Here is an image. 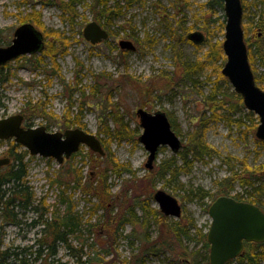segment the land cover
Segmentation results:
<instances>
[{"label": "rangeland", "instance_id": "374dc122", "mask_svg": "<svg viewBox=\"0 0 264 264\" xmlns=\"http://www.w3.org/2000/svg\"><path fill=\"white\" fill-rule=\"evenodd\" d=\"M45 1L48 0H0V47L10 44L14 30L23 23H31L42 32L44 46L51 43L58 45L53 32L68 42L66 53L57 58L56 74L46 55L42 59L46 65L40 67L35 64V60L26 58L16 62V58L0 68V119L22 114L24 125L44 126L49 132L79 128L100 141L104 154L100 155L81 145L74 157L71 156L62 164L41 156L25 157L28 184L36 200L44 198L48 207L44 217L53 218L54 214L60 215L65 209L58 202L60 191L65 185L61 188L56 184L51 185L52 179L58 177L64 182L70 181L71 169L74 167L81 169L85 178L89 174L95 178L97 171H105L112 185V193L118 194L126 184L133 191L129 193L139 195L140 201L147 204L149 210H159L153 194L160 189L175 197L182 207L179 218L165 217L161 221L158 215L150 213L146 228L141 223L126 224L123 237L118 240L117 253L120 259L132 260L135 255H140L145 264H206L208 252H204L198 233L207 234L211 223L208 206L218 194V181L230 173L227 165L221 162V157H234L232 168L238 172L243 167L241 161L249 168L263 171L264 145L257 143V126L254 129L248 127L252 123L247 116L249 111L243 105L233 112L225 111L228 119L210 118L206 123L205 140L219 151L220 157L205 161H191L188 158L187 170L181 171L175 180L167 182V176L159 177V165L163 160L174 157L177 165L181 166V150L174 154L169 147H160L153 168L146 169L144 164L148 154L138 141L142 128L136 110L144 108L150 112H166L182 143L198 128L200 120L210 116L203 96L210 92L211 83L217 78L216 72L212 73V67H206L193 80H184L182 85L177 70L174 84L165 87V75H174L175 71L171 46L176 40L179 41L178 49L188 62L201 59L209 48L207 44L197 48L190 41L180 39V35L189 28L191 30L187 33L195 30L204 32L199 28L203 22H197L193 15L200 16L199 4L207 0H145L143 5H129L125 0H109V5L116 4L120 13L110 17V21L103 26L109 32V39L94 46L84 39L82 29L89 21L95 20V13L83 5H76L77 17L70 23L57 5H47ZM33 10L39 11L41 26L22 21ZM223 14V11L217 12L220 21L225 18ZM108 15L107 12L101 15L102 22ZM178 21H181V28L173 33ZM208 26L212 28L214 24L209 22ZM223 36L224 28L215 32L211 40L213 43L221 41ZM120 40L131 41L136 50H125L123 55H119ZM42 52L35 56H40ZM256 67L258 73L264 72L262 66L256 64ZM218 84L227 99L235 93L229 82L219 79ZM39 103L44 104L46 115L40 114L41 110L36 106ZM238 118L242 121L240 129L231 122ZM75 120L78 121L77 125L70 123ZM122 128L127 129L126 136L121 133ZM12 143L13 140L0 143V158H9L7 151ZM23 150L20 145L16 148L17 152ZM80 152L85 155L84 160H80ZM110 158L117 163L128 164L136 171L135 179L127 184L126 180L130 179L128 174L118 176L111 173L113 164ZM198 188L211 196L204 199L190 197L189 190ZM240 190L236 187L230 194ZM66 195L70 196L75 210L83 215V220L97 221L101 211L95 215L89 213V208L97 202L96 198L77 189H67ZM135 213L137 217L143 218L141 209L135 208ZM36 217L37 213L29 211L22 217V225L0 227V249H21L38 239V227L28 226ZM175 226L186 228L189 238L172 239L170 231L166 229ZM85 229L82 231L83 237H87ZM147 237L149 243L144 241ZM94 240L100 241L96 234ZM87 242L90 243V239ZM72 243L77 245L74 241ZM151 244L153 247L146 254L143 249ZM88 250L92 252L93 249L84 248L85 253ZM56 258L73 264L62 247L57 249ZM8 262L12 263V259Z\"/></svg>", "mask_w": 264, "mask_h": 264}, {"label": "trees", "instance_id": "16d2710c", "mask_svg": "<svg viewBox=\"0 0 264 264\" xmlns=\"http://www.w3.org/2000/svg\"><path fill=\"white\" fill-rule=\"evenodd\" d=\"M125 1L129 5L133 3L143 5L145 0ZM44 3L47 5H57L56 7L62 11L63 16H66L67 21L70 23L77 17L76 5H83L85 9H90L95 13L94 19L101 26H106V23L110 21V17L120 13L119 7H116V4L109 5V0H48ZM241 5L243 11L242 28L249 64L253 71L256 85L264 90V72L258 73L256 67V64H258L264 68V0H241ZM199 7L201 9L200 16L196 14L193 16L197 22L200 20L203 22V25L199 28L204 30L206 38L203 44L195 46L199 48L207 44L209 48L205 51L201 59L195 62H188L183 56V53L178 49L179 41L176 40L171 46L175 71L173 73L174 75H165V87L174 84L177 70L181 75V85L184 80H193L194 76L202 72L206 67H212V73L216 72L217 78L212 81L209 89L210 92L203 96V103L206 104L210 111V116L206 120H200L198 128L189 134L182 144L181 166L177 165L174 157L163 160L159 165V177L164 178L167 176V182L175 180L181 171L187 170L186 166H189L188 158L191 161H205L214 157H220L219 151L205 140L206 123L210 118L228 119L224 114L225 111L233 112L243 105L241 97L236 93H233L227 99L218 84L219 79L228 82L220 73L225 62V56L222 51V40L214 43L211 40L212 35L215 32L222 31L225 25V18L220 21V16L217 15L218 11H223V0H207L199 4ZM252 9L253 11H251ZM106 12L109 15L105 17V22H102L100 17ZM40 17L39 11L33 10L28 15H25L22 21L32 22L37 26H41ZM209 22L214 24L212 28L208 26ZM178 28H181V21H178L177 28L173 30V33ZM190 30L191 28L186 29L185 34L180 35V39L185 40L188 34L187 32ZM52 34L58 45L52 43L46 44L40 56L36 57V54L30 55L29 57L20 56L15 61L18 62L19 60L28 58V60H35V64L40 67L46 65L42 63L43 55H46L50 58V64L54 69L53 73L56 74L55 71L58 72L57 58L60 54L66 53L68 42L57 32H53ZM118 51L119 55H123L125 52V50ZM217 62L220 63L216 65ZM2 67L0 66V68ZM209 76L207 80H209ZM36 106L41 110V115H46L43 109L44 104L39 103ZM247 116L252 123L248 127L254 129L258 125V118L256 116L254 117V113L252 112H248ZM231 122H234L237 128L240 129L242 124L240 118ZM70 123L77 125L78 121L75 120ZM66 124L69 125V122L66 121ZM121 133L126 136L128 134L127 129L122 128ZM3 142L0 140V143ZM257 143L264 145V141L257 140ZM17 147L19 145L13 141L12 147L7 151V157L10 158V162L0 167V227L8 224L16 226L22 225V217L27 212L32 211L37 213V217L28 226L38 227L39 238L34 240L31 245L22 247L21 249L19 247L13 250H10V248L6 250L0 249V264H68L67 261H61L56 258L59 247L64 248L66 255L72 260L73 264H131L133 262L135 264H145L144 258H140V255H135L132 260L120 259L117 253L118 240L123 237L126 224L136 225L137 223H141L143 228H146L150 213L154 216L158 215L162 221L165 216L159 210H149L147 204L140 201L139 195L129 193L132 190L126 184L121 187L118 194L112 193V185L109 183V176L105 171H97L95 178H92L90 174L85 178L82 175V170L74 167L71 169L72 177L70 181L64 182L58 177L51 180V185L56 184L59 188L65 185V188L60 191L58 201L59 204L65 206V209L60 215L54 214L53 218H45L44 214L48 211V207L44 203V198L37 201L34 192L28 184V167L27 162L24 160L28 156V152L26 150L17 152ZM79 156L80 160H84L85 155L83 153L80 152ZM72 157H74V154ZM110 160L113 164L111 173L118 176L128 174L130 179H127L126 183L132 182L135 179L136 171L128 164L117 163L112 158ZM234 160V157L227 155L221 157V162L227 165L230 173L218 181V194L216 197L219 195H229L238 201L252 203L264 212V179L262 177V171L249 168L241 161L243 167L238 172L232 168L231 162ZM236 187H239L241 190L235 192L233 195L230 194ZM67 189L81 190L85 195H90L91 198L93 196L97 199V202L93 203L89 208L90 215H95L101 211V215L97 221L91 222L90 219L83 220V215L75 210V205L70 196L66 195ZM189 193L191 194L190 197H196L198 199L211 196L207 191L201 190L200 188L194 191L190 189ZM36 201L38 202L37 204H35ZM86 201H90V199H86ZM135 208L142 210L143 218L137 217ZM84 227L87 231V237L82 236L84 234L82 232ZM166 230L170 231L169 234L172 235V239L179 240L180 237L185 239L189 238L186 233V228L182 226H175L173 229L167 228ZM95 234L96 238L98 237L100 241L94 240ZM198 234L199 239L203 242L204 252L207 254L209 244L206 241V234L200 232ZM89 239L90 243L87 242ZM72 241L76 242L77 245L74 246ZM144 241L149 243V238L147 237ZM85 247L93 249V253L89 252V250L85 253ZM152 247V244L149 246L146 245V249L143 250L147 254V251ZM9 259H12V263L8 262ZM206 264H209L208 255H206ZM226 264H264V242L245 243L242 253Z\"/></svg>", "mask_w": 264, "mask_h": 264}, {"label": "water", "instance_id": "95a60500", "mask_svg": "<svg viewBox=\"0 0 264 264\" xmlns=\"http://www.w3.org/2000/svg\"><path fill=\"white\" fill-rule=\"evenodd\" d=\"M223 12L225 25L222 51L225 62L221 74L228 80L233 91L241 97L243 106L258 117L255 137L264 141V91L256 85L249 64L242 28L241 0H223ZM82 34L91 45H97L109 37L108 31L95 20L89 21L83 27ZM205 38V34L200 30L186 35V39L194 45L204 43ZM118 46L126 51L136 49L129 40H120ZM43 49L42 32L31 23H23L14 30L11 43L0 47V66L19 56L40 53ZM136 115L142 128L138 141L148 154L144 166L151 170L160 147L167 146L176 154L182 147V141L173 131L166 112H149L138 108ZM22 122L21 114L1 118L0 140L13 139L26 149L29 155L51 158L58 164L78 152L81 145L100 155L104 154L100 141L79 128L49 132L44 126L24 128ZM9 162V158H0V167ZM262 177L264 178V170ZM153 200L164 216H181L180 203L164 190H156ZM208 215L211 218L206 234L209 264H226L242 253L245 243L264 242V212L252 203L238 201L228 195H219L210 204Z\"/></svg>", "mask_w": 264, "mask_h": 264}, {"label": "flooded vegetation", "instance_id": "af4514ba", "mask_svg": "<svg viewBox=\"0 0 264 264\" xmlns=\"http://www.w3.org/2000/svg\"><path fill=\"white\" fill-rule=\"evenodd\" d=\"M150 112V111H149ZM169 118V117H168ZM170 120V119H169ZM170 123H171V121H170ZM172 125V124H171ZM22 126L24 127V128H27V127H30L29 125H24V117H23V122H22ZM6 226H16V225H13V224H8V225H6ZM20 226V225H19ZM17 227V226H16ZM31 227V226H30Z\"/></svg>", "mask_w": 264, "mask_h": 264}]
</instances>
